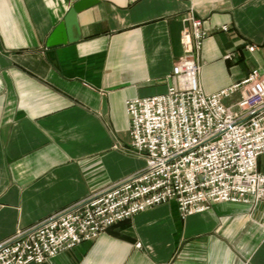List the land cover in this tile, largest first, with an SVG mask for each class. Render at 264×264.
Returning a JSON list of instances; mask_svg holds the SVG:
<instances>
[{
    "label": "crops",
    "instance_id": "0c3cea01",
    "mask_svg": "<svg viewBox=\"0 0 264 264\" xmlns=\"http://www.w3.org/2000/svg\"><path fill=\"white\" fill-rule=\"evenodd\" d=\"M77 1L0 0V241L144 166L125 104L175 83L190 8L208 31L205 94L264 75V0H97L49 56L46 39ZM42 264H264V196L184 220L175 203L157 205Z\"/></svg>",
    "mask_w": 264,
    "mask_h": 264
},
{
    "label": "built area",
    "instance_id": "2783aa9c",
    "mask_svg": "<svg viewBox=\"0 0 264 264\" xmlns=\"http://www.w3.org/2000/svg\"><path fill=\"white\" fill-rule=\"evenodd\" d=\"M203 21L192 8L182 19V54L170 73L175 83L162 94L126 101L129 147L144 166L1 240L0 264H42L164 203H175L184 220L214 203L263 198L264 174L256 161L264 154V75L251 70L241 82L205 94L198 82L208 36ZM237 91L238 101L226 105Z\"/></svg>",
    "mask_w": 264,
    "mask_h": 264
},
{
    "label": "water",
    "instance_id": "95a60500",
    "mask_svg": "<svg viewBox=\"0 0 264 264\" xmlns=\"http://www.w3.org/2000/svg\"><path fill=\"white\" fill-rule=\"evenodd\" d=\"M97 0H79L75 2L66 12L62 21L53 29L45 42L46 49L50 50L56 46L75 41L73 30L77 29L76 15L81 10L96 3ZM49 56H53V51L47 52Z\"/></svg>",
    "mask_w": 264,
    "mask_h": 264
},
{
    "label": "rangeland",
    "instance_id": "374dc122",
    "mask_svg": "<svg viewBox=\"0 0 264 264\" xmlns=\"http://www.w3.org/2000/svg\"><path fill=\"white\" fill-rule=\"evenodd\" d=\"M120 147H121V146L118 145V144H114V145L112 146L113 149H120ZM127 220H128V219H127Z\"/></svg>",
    "mask_w": 264,
    "mask_h": 264
}]
</instances>
